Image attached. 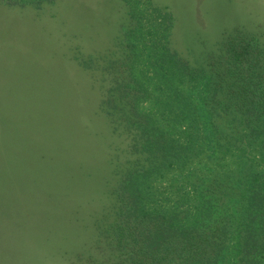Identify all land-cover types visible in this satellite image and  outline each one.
Segmentation results:
<instances>
[{
  "label": "rangeland",
  "instance_id": "rangeland-1",
  "mask_svg": "<svg viewBox=\"0 0 264 264\" xmlns=\"http://www.w3.org/2000/svg\"><path fill=\"white\" fill-rule=\"evenodd\" d=\"M5 1L0 264L115 263L117 250L106 238L114 190L136 156L132 134L117 124L114 130L102 102L118 71L110 62L123 54L114 40L135 20L130 24L122 0ZM151 1L172 13L171 45L193 65L216 54L228 31L239 38L253 32L264 45V0ZM135 35L157 37L144 28Z\"/></svg>",
  "mask_w": 264,
  "mask_h": 264
},
{
  "label": "trees",
  "instance_id": "trees-1",
  "mask_svg": "<svg viewBox=\"0 0 264 264\" xmlns=\"http://www.w3.org/2000/svg\"><path fill=\"white\" fill-rule=\"evenodd\" d=\"M122 1L135 24L114 40L123 54L102 107L132 134L136 162L114 190L111 264H264V45L228 31L193 65L171 45L170 11ZM143 28L159 39H136Z\"/></svg>",
  "mask_w": 264,
  "mask_h": 264
}]
</instances>
